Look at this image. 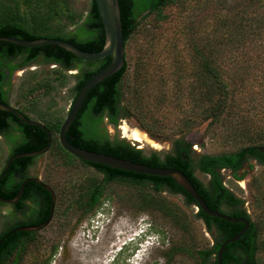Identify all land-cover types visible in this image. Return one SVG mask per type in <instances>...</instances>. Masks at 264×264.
Masks as SVG:
<instances>
[{
  "label": "trees",
  "instance_id": "1",
  "mask_svg": "<svg viewBox=\"0 0 264 264\" xmlns=\"http://www.w3.org/2000/svg\"><path fill=\"white\" fill-rule=\"evenodd\" d=\"M245 1L237 2L236 7H232L227 15L219 18L215 36L207 35L204 40L193 41L192 45H189L193 59L191 68L195 77L193 93L196 95L193 102L195 101L199 110L197 116L204 117L206 122L212 120V125H223L233 121L231 117L239 107L237 97L244 89L246 75L250 72L247 68L239 69L237 73L239 76H229L222 63L226 51L231 49L242 51L249 44L260 46L259 43L264 36V15L260 13L264 8L262 7L264 0ZM177 2L178 0H119L125 48L144 20L153 15L162 18L163 11ZM250 20L252 25L249 29ZM0 37L27 41L61 39L90 53L101 52L106 44L105 29L96 0H90L86 15L75 8L74 0H0ZM259 49L264 48L261 46ZM262 55H258V63L264 65ZM148 58L149 56L146 61L137 63L135 73L138 79L142 80L128 93L125 89L129 73L127 59L122 70L98 84L89 93L67 133V139L73 145L91 152L144 164L151 168H174L185 173L210 209L223 212L222 209L227 208L224 213L230 217L245 218L250 223L246 234L238 242L225 248L223 264H260L259 255L264 251L262 229L252 221L243 208L244 201L226 187L221 170L229 169L235 178H239L238 172L252 159H256L264 166V130L258 134H251L250 128L244 126L243 119L241 123L238 122V128L234 129V135L235 137L239 135L237 141L246 140L250 144L231 153L202 155L196 159L193 146L184 138L175 139L171 152L161 156L156 151L146 154L125 139H111L101 128L105 118L114 126L121 120L135 118L151 138L158 140L148 126H144L141 119H137L144 118L146 114L145 87L148 77L145 75L149 73ZM110 63V57L87 61L54 45L32 49L0 41V102L11 105V79L18 70L39 64L56 67L53 77L31 88L30 93L40 87L49 89L52 82L66 83L68 72L77 70L78 73L74 77L75 101L84 85ZM34 107L35 104H29L27 111L34 110L32 109ZM18 110L25 117L32 119L25 110ZM36 119L45 125L52 135V145L47 154L55 153L60 156L65 165L80 162L94 168L103 177L102 180H92L83 188L74 207L92 212L101 205L108 184H124L139 191L135 202H138L141 212H159L175 227L187 232L190 227L188 215L165 198L164 194L182 196L188 206L198 208V204L173 178L142 175L82 161L68 153L60 143V130L65 119L59 117L46 119L42 113ZM0 137L12 143L10 157L45 149L49 143V136L43 129L27 125L15 115L4 111H0ZM39 157L13 161L7 175L0 181V198L12 200L18 195L23 181L28 178L30 169ZM197 170L210 178L208 184L196 176ZM17 176L22 177L21 181H17ZM24 200L34 202L35 206L31 209L28 220L15 222L9 231L19 226H40L50 218L51 195L38 184L30 182L25 185ZM197 217L214 236L213 246L199 251L193 248L174 247L167 257L170 259L176 254H188L198 260V264H218L221 246L225 241L238 235L245 225L209 217L202 210L198 211ZM36 234L37 232H19L8 237L5 233V236L0 238L2 241L7 236L0 247L1 264H7L12 259H14L12 264H20L28 243L33 242Z\"/></svg>",
  "mask_w": 264,
  "mask_h": 264
},
{
  "label": "rangeland",
  "instance_id": "2",
  "mask_svg": "<svg viewBox=\"0 0 264 264\" xmlns=\"http://www.w3.org/2000/svg\"><path fill=\"white\" fill-rule=\"evenodd\" d=\"M74 1L75 8L86 15L90 0ZM241 1L178 0L163 11L162 18L153 15L142 22L125 48L129 64L125 89L128 93L140 84L142 79L136 76L135 68L149 56V73L145 75L148 77L146 114L137 119H141L158 140L151 138L135 118L121 120L115 126L106 120L104 130L111 139H125L146 154L156 151L165 156L171 152L175 139L184 138L193 146L197 159L202 155L231 153L250 144L246 140L237 141L239 135H234V129L243 119L251 134L264 130V65L258 63V55L264 56V49H259L264 48V36L260 46L249 44L242 51L228 50L222 59L229 76H239V69L250 70L244 89L237 97L239 107L231 117L233 121L212 125V120L206 122L204 117L197 116L199 110L193 102L195 77L189 45L204 40L207 35L215 36L219 18ZM260 13L264 15V8ZM248 25L250 29L251 20ZM55 68L39 64L16 71L11 79V105L25 110L33 120H37L40 113L46 119H66L74 103L77 70L68 72L66 83L52 82L51 88L40 87L30 93L31 88L53 77ZM29 104H35L34 110L27 111ZM124 128L139 131L154 144L133 141L124 135ZM11 148L12 143L0 137V173ZM221 174L226 187L244 201L243 208L261 227L264 241V167L251 160L241 172L240 181L230 172ZM29 175L54 189L56 212L52 223L38 231L33 242L28 243L20 264H198V260L188 254H176L170 259L167 254L174 247L199 251L214 244V236L197 217L198 208L188 206L182 196L164 194L188 215L187 232L175 227L159 212H141L135 202L139 191L124 184H108L101 205L92 212L74 207L84 187L92 180L103 179L94 168L80 162L65 165L55 153L45 154L36 160ZM196 176L205 184L210 181L199 170ZM12 213V207L0 206V235L13 220ZM149 229H152L151 238L146 233ZM259 261L264 264V251Z\"/></svg>",
  "mask_w": 264,
  "mask_h": 264
},
{
  "label": "water",
  "instance_id": "3",
  "mask_svg": "<svg viewBox=\"0 0 264 264\" xmlns=\"http://www.w3.org/2000/svg\"><path fill=\"white\" fill-rule=\"evenodd\" d=\"M96 3H97L99 14L102 19V23H103L105 34H106L105 47L99 53H90V52L84 51L81 48L74 45L73 43H70V42H67L61 39H42V40H36V41H27V40L12 38V37H0V41H5V42L13 43V44H16L22 47L32 48V49L40 48L43 46L54 45V46H58L60 48L65 49L66 51H68L69 53L73 54L74 56L78 58H81L87 61H96V60H101V59L110 57L111 63L108 66H106L104 69L99 71L97 74H95L86 83V85H84V87L79 92L77 98L75 99L72 105V108L60 130L59 138H60V143L62 147L72 156L82 161L88 162V163L99 164V165L107 166L113 169H118V170H122L126 172L142 174V175H149V176H155V177H161V178H173L178 183V185H180L184 189V191L197 202L198 210H202L207 216L220 219L225 222H229L233 224H244L245 225L244 228L238 235L225 241L224 244L221 246L219 254H218V264H223V254H224L225 248L232 243L238 242L248 231L250 227V223L247 219L232 218V217L222 214L219 211H214L210 209V207L207 205L203 197L197 191L193 182L188 178V176L185 173L181 172L180 170H177L174 168H169V169L151 168L144 164H138L135 162L108 156L105 154L91 152V151L81 149L73 145L67 139V133L70 127L75 122L76 118L78 117L79 112L82 109L89 93L98 84L102 83L104 80L112 77L113 75L117 74L120 70H122V68L124 67L126 63L125 39H124L123 22H122L119 0H96ZM0 111L8 112V113L15 115L23 123L27 125H31V126H35V127H39L43 129L49 136V143L45 149L34 151V152H28V153H20L15 156H12L7 162L5 170L0 177V180H2L7 175L11 167V164L13 163L14 160L20 159V158L39 157V156L47 154L50 151V148L52 145V135L45 125H43L39 121L25 117L18 109L14 108L12 105H8V104H4L0 102ZM28 182H34V183L44 186L45 189L48 192H50V194L52 195V209H51L50 218L43 225L34 226V227H21V228L14 230L13 233H18V232L32 233V232L41 231L44 228L48 227L54 218L55 205H56L55 192L50 186L44 185L43 182L39 179H34V178L28 179L22 185L21 190L19 191L15 199L7 200V199L0 198V203L10 204V205H16L17 203H19L20 199L23 196L25 185Z\"/></svg>",
  "mask_w": 264,
  "mask_h": 264
},
{
  "label": "flooded vegetation",
  "instance_id": "4",
  "mask_svg": "<svg viewBox=\"0 0 264 264\" xmlns=\"http://www.w3.org/2000/svg\"><path fill=\"white\" fill-rule=\"evenodd\" d=\"M106 120H108L107 118H105L104 120H103V123H102V125H101V128H105V125H104V122L106 121ZM108 122L110 123V121L108 120ZM111 124V123H110ZM112 125V124H111ZM11 157H9V159H10ZM9 159H8V161H9ZM7 161V162H8ZM251 161V160H250ZM249 161V162H250ZM252 161H254V162H256V163H258L259 165H261V166H263L262 164H260L256 159H252ZM249 162H247V163H245L244 164V166H243V168L238 172V177L239 178H235L236 180H238V181H240V180H242L241 179V176H240V174H241V172L247 167V165L249 164ZM6 165H7V163H6ZM6 165H5V167H6ZM5 167H4V169H3V171H2V173H0V177H1V175L3 174V172H4V170H5ZM264 167V166H263ZM222 171H224V172H230L232 175H233V172L231 171V170H229V169H222L221 170V172ZM29 174V173H28ZM233 177H235L234 175H233ZM32 178H34V179H38V178H35V177H31L30 175H28V178L25 180V181H27L28 179H32ZM16 179H17V181H21V179H22V177L21 176H17L16 177ZM40 180V179H39ZM1 181V180H0ZM25 181H23V183H22V185L25 183ZM43 182V181H42ZM28 183H30V182H28ZM37 184V183H36ZM43 184L44 185H48L47 183H45V182H43ZM22 185H21V187H22ZM39 185V184H38ZM41 188H43L45 191H47L46 189H45V187L44 186H42V185H39ZM48 186H50V185H48ZM51 187V186H50ZM52 188V187H51ZM25 189V188H24ZM53 189V188H52ZM20 190H21V188H20ZM53 191H54V189H53ZM231 191V190H230ZM55 192V191H54ZM47 193H49L50 194V192H48L47 191ZM51 195V194H50ZM55 195H56V193H55ZM16 198V197H15ZM14 198V199H15ZM51 198H52V195H51ZM13 200V199H12ZM56 202H57V195H56ZM220 202V201H219ZM1 205H3V206H10V207H12V209H13V215H12V217H13V220L9 223V225L5 228V230L2 232V234L0 235V238L6 233V234H8V237L9 236H11V235H13V234H16V233H13V231L14 230H16V229H18V228H21V227H23V226H19V227H16V228H14V229H12L11 231H9L10 230V228H12V225L15 223V222H19V221H26V220H28V218H29V216H30V214H31V212H32V210H31V212L29 211V209H32L31 207H29V204H31V205H33V207L35 206V203L34 202H32V201H29V200H24V193H23V196H22V198L20 199V201H19V203H17L16 205H10V204H2V203H0ZM0 205V206H1ZM22 205V206H21ZM55 207H56V205H55ZM56 209V208H55ZM223 210V212H221V211H219V210H217V211H219V212H221L222 214H224V215H226V216H229V215H227L226 213H224V212H226L225 210H224V208L222 209ZM54 216H55V213H54ZM230 217V216H229ZM54 219V218H53ZM53 221V220H52ZM52 223V222H51ZM19 233V232H18ZM23 233H28V232H23ZM5 236V235H4ZM7 238V236L6 237H4V239H6ZM4 239L2 240V241H0V247H1V245L3 244V241H4ZM0 264H1V262H0Z\"/></svg>",
  "mask_w": 264,
  "mask_h": 264
},
{
  "label": "bare ground",
  "instance_id": "5",
  "mask_svg": "<svg viewBox=\"0 0 264 264\" xmlns=\"http://www.w3.org/2000/svg\"><path fill=\"white\" fill-rule=\"evenodd\" d=\"M124 135L132 139L133 141H136L139 143L154 144L153 141H151L149 138H147L144 134L140 133L139 131L130 132V130H128L127 128H124Z\"/></svg>",
  "mask_w": 264,
  "mask_h": 264
},
{
  "label": "clouds",
  "instance_id": "6",
  "mask_svg": "<svg viewBox=\"0 0 264 264\" xmlns=\"http://www.w3.org/2000/svg\"><path fill=\"white\" fill-rule=\"evenodd\" d=\"M149 227L152 228V226H150V225H149ZM151 230H152V229H149V230L146 232L147 234H149V238L152 237V236H151V235H152ZM148 232H149V233H148Z\"/></svg>",
  "mask_w": 264,
  "mask_h": 264
}]
</instances>
